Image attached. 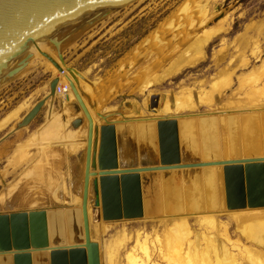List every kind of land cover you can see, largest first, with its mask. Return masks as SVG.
Listing matches in <instances>:
<instances>
[{"label": "rangeland", "instance_id": "rangeland-1", "mask_svg": "<svg viewBox=\"0 0 264 264\" xmlns=\"http://www.w3.org/2000/svg\"><path fill=\"white\" fill-rule=\"evenodd\" d=\"M57 41L58 45L51 44L54 53L51 55L65 66L71 77L77 78L75 81L79 82L80 91L96 118L95 128H118L121 147L124 145L129 155L125 162L134 160L141 164L140 149L146 146L149 155H153L150 160L163 167L160 148L162 152L169 146L166 154L177 163V134L174 132L170 145H164L161 140L159 146L158 134L154 140L146 139L145 130L137 126L139 121L154 122L158 130L159 121L178 126V121L191 117L214 115L225 119L264 112L232 111L248 101L264 102V0H131L114 6ZM187 56L197 58V65L184 66L182 62ZM41 57L39 62L31 63L0 85V216L55 209L75 211L82 205L89 123L82 110L77 114L78 102L73 92L74 101L67 106L62 95L64 87L58 89L54 100L50 99L51 82L60 73L47 58ZM212 90L217 91L213 94ZM209 92L211 101L214 100L210 106L201 105L191 112L177 110L178 99L184 102L192 98L185 102L196 104L198 95L206 96ZM166 99L169 112L176 116H162ZM43 100L47 103L40 114L27 128L18 130L24 117ZM52 114L53 118L58 117L62 127L59 139L50 134L51 137L46 130ZM78 119L84 123L76 130L73 123ZM75 132L80 140L63 137ZM109 134L112 141L109 149L113 153L117 151V143L112 138L115 134ZM263 147L248 156L237 154L216 161L261 159ZM195 158L190 164L203 163L200 156ZM240 169L244 171L243 165L226 168L229 174L222 195L224 200L229 194L232 197L230 210L248 208L250 185L245 183L244 173L238 172ZM246 169L250 174L260 175L264 172V162L247 164ZM170 172L147 174L151 179L142 181L143 193L141 188L131 186L132 180L127 179L131 177L101 178L102 182L100 179L103 219L100 223L94 216L91 233L101 248V264H131L129 255L138 264H171L167 258L173 259L175 249L181 248L179 244H183L185 252L197 248V254L193 251L191 256L200 257L202 263L201 255L216 262L213 239L231 250L237 264H251L247 251L260 248L245 237L249 217H243L244 223L239 225L228 214L216 217L214 212H206L221 224L218 229L217 224L211 226L206 222L209 219L205 213L180 215L177 210L170 213L158 210L153 213V219H145L142 201L153 200L148 187L153 185L152 181L161 179L158 177H170ZM262 184L264 179L260 182L257 179L253 186L259 188V208H264V186L259 187ZM89 197L94 207L93 184ZM225 207L229 212L226 204ZM174 216L181 217L170 218ZM260 219L264 221V212ZM81 222L79 218L74 222L75 238L80 236ZM143 247L148 249L150 257ZM199 249L206 251L200 254ZM260 257L264 259V252Z\"/></svg>", "mask_w": 264, "mask_h": 264}, {"label": "bare ground", "instance_id": "bare-ground-1", "mask_svg": "<svg viewBox=\"0 0 264 264\" xmlns=\"http://www.w3.org/2000/svg\"><path fill=\"white\" fill-rule=\"evenodd\" d=\"M52 43H54V42H52ZM52 43H49V44L45 45L44 47H42L41 49L37 50L36 52L32 53L31 55L33 57L28 62L27 67L31 63H34L35 61L39 62L42 58L41 56H43L45 58H47L46 55L50 56L54 60V62L62 70V72H61L54 65L55 68L60 73V75L57 78H55L54 80H56V79L59 80L58 89L62 88V87L65 88V89L63 88V94L62 95H63V98L65 100L66 106L70 105L74 101L75 93L73 91L72 85L75 86V88L77 89L86 109L88 110V112H89V114L93 120L94 129H95L94 141L97 140L96 130H98V132H99V137H98L99 145H98V151H97L96 159H97V164H98V162L100 164V161H99L100 149H101L100 132L106 128H102V130H100V128H95V124H97L96 118L93 115V113L91 112V109H90L87 101L85 100V98L83 97V95L80 91L81 89L78 86L79 82L77 84V81H75L76 77L75 78L71 77V75L66 72L67 70L65 69V66L60 65L61 63L56 60V57H54V55H51L53 53V50L50 48ZM206 43H207V41H206ZM54 47H55V45H54ZM54 47H53V49H55ZM185 58H186L185 61L182 62V64L184 66H195L198 63L197 58L194 59V57L191 58L189 56H187ZM31 65H33V64H31ZM181 68H179V69H181ZM1 76L2 77L0 80V85L3 84V82H5L8 78V75H5V74H3ZM68 86H70L71 90ZM213 91L216 92L217 90H212L211 92L213 93ZM72 92L74 93V95H72ZM211 92H209L208 94H205L206 96H199L198 95V100H197L196 104L195 103L192 104V101H191V103H188V104L186 103L187 100H192V98L191 99L186 98V100H185L186 102L185 101L184 102L179 101V99H178L177 103H176L177 108H178L177 110H183V111L191 112V111L198 110L201 105L210 106V103H212V101H214V100L211 101L212 98L209 95ZM213 94H211V95H213ZM56 96H57V94H56ZM55 97H50V99L54 100ZM175 98L177 99V97H175ZM188 98H190V97H188ZM219 98H216V101ZM247 99H249V98H247ZM77 102H78V99H77ZM168 106L169 105H168V100H167L166 104L164 106L165 107L164 110L162 109L163 115L160 112H159V114L162 115L164 118H171L173 116H176V115H173L174 114L173 112H169ZM233 109L234 110H232V111H240L242 109L249 110L250 112L263 111L264 110V102L248 101V102L242 103L240 106L238 105L237 108H233ZM154 112H156V111H154ZM159 114H158V116H159ZM145 115H148V113H146V111H145ZM53 116H54V114L51 115V117H50L51 119L49 121L50 123H49V126L47 127L48 129H46V130L50 131L49 135L51 134L55 137L57 136V139H59L58 136L62 132V130H61L62 127H61V124L59 122V119H57L58 117L53 118ZM154 117H155V115H154ZM148 118H151V117H148ZM191 118L178 121L179 122L178 126L176 123L170 122L167 124V123H161V121H159V123H158L159 131L156 130L155 123L150 122V121H144V122L139 121L137 126L141 127V129L145 130V136H146V139H148V140L149 139L151 140V138L154 140V138L158 134L159 140H160V138H162L164 145H170L171 144V137L173 136V134L175 132L178 136V138H177V136L175 135V141L177 139L179 140L178 147L176 150V153H177L178 158L180 160L179 165H183V163L190 164L191 162H193L196 159L195 156H200L203 163L215 164L217 162H222V161H216L217 159H220V160L226 159L227 160L228 158H232L233 156H235L237 154L241 155V156H248V154H251L252 152H255V151L257 152V150L258 151L261 150V147L264 146V112H262V113H246V115H238L235 118H233V117L227 118L226 117L225 119H223L221 117L214 116V115L204 116V117H200V118H198V117H191ZM81 126H83V125H81ZM42 133H44V132H42ZM42 133H41V135H43ZM45 135H47V134L45 133ZM49 135H48V137H49ZM117 135H118L119 163H120V165H122L125 163V160H126L125 158L127 157L128 153H127V148L123 147L124 145H122V147H121V143H120V139H119V136H121V133L118 130H117ZM39 136H40V134H39ZM53 136H51V137H53ZM63 137L65 139H68V140L71 139L73 141L74 140L75 141L80 140V137H79L77 132L68 133L67 135H64ZM87 137H88V133H87ZM44 139H42V140H44ZM48 141H50V140H48ZM87 141H88V138H87ZM28 142H29V140H28ZM122 143H123V141H122ZM160 144L161 143H159V145ZM74 146L72 145L71 148L73 149ZM75 148H78V147L76 146ZM87 148H88V142H87V146H86V153H87ZM168 150H170L169 146H167L165 149L163 148L164 153ZM140 151H141L140 152L141 157H143L142 154L145 153L144 154L145 159L148 158L149 156L150 157L148 159H151V157H153V155H149L150 151L146 146H145V149H143V150L140 149ZM160 154H161V151H160ZM94 155H95V144L93 143L92 158L94 157ZM127 159H129V155H128ZM139 160H141V158ZM128 162L129 161L127 160V163ZM174 165H177V163L176 164L174 163ZM246 165L247 164L243 165V167H244L243 172H242V169H240V171H238V172H240V174H242V175L244 173L245 183L247 182V185H250V188L248 187L249 191H250V197L248 198L249 201L247 202V206H248L247 209L230 210L229 208H231L230 204H232V197H230L229 196L230 194L228 193L229 195L225 198L226 200H224V198H223L222 193L224 192V185L226 184L225 178H226V175L229 174V172L226 171V168L229 167L228 165L227 166H225V165H210L208 167L194 168V169L177 168V169L171 170L170 173L172 175L170 174L171 175L170 177H158L161 179L159 181L157 180L155 183L152 181L153 185L148 187L149 192L152 193L153 200L150 201L149 199H145V203H144L145 219H151V218L153 219V213L155 211L157 212L158 210H164V212H168V213H170L171 211L177 210L180 213V215H184V214L192 215V214L205 213L204 214L205 218L209 219L208 221L205 219L206 222H208L209 225H211V226L212 225L214 226L217 224V229H218L219 224H220V223L218 224V220H216L211 215L208 216V213H206V212H210V213L214 212L216 217H220L222 214H228V216L232 217L234 219V222H236L239 225L241 224V222L244 221L243 217H249L248 229H247V231H246V228H244L245 230H243V231H246V233L244 232V234H246L245 237L249 241V243H252L254 246L259 247L260 249H259V251L258 250H254V251L248 250L247 251V255L249 258L248 262H250L251 264H264V259L262 257H260L262 252H264V221H261V219H260V214H262V212H264V208L257 207V203H258V199H259L258 195H260V192H259V188L256 189L255 187H253L256 185L257 179L259 182L264 179V172L260 173V175H256L254 173L250 174V172L247 171V169H246ZM85 168H86V161H85ZM120 169L125 170L124 168H120ZM55 171H57V170H55ZM91 172L94 173L93 169H91ZM158 172L159 173H165V172L167 173L169 171H158ZM158 172L156 171V172H151V173H158ZM192 172H194V174ZM97 173L99 174L100 171ZM147 174H150V173H142L141 176L142 177L145 176V179L148 182L151 179V177L147 178L146 177ZM151 175H153V174H151ZM121 176L122 175H118L117 177H121ZM164 176H167V175H164ZM94 178L99 179V181L101 179L100 175H98L97 177H94ZM95 179H93L92 176L90 178L89 196L91 195V185L93 184ZM224 181H225V183H224ZM41 182L43 183V181H41ZM261 186H264V185L263 184L259 185L260 188H261ZM93 187H94V185H93ZM57 190H58V188H57ZM83 190H84V188H83ZM50 192L52 193L53 190H51ZM151 193H149V194H151ZM53 195H57V192L56 191L53 192ZM82 198H83V196H82ZM80 202L82 203L83 200L81 201V199H80ZM90 202H91V197H89V203H88L89 222H90V230H91V222H93V224H94L95 218H94V215L91 211L93 209V207L90 204ZM225 204L228 207L227 211H229V212H226ZM81 209H82V205H81V208L76 207L75 211L73 209L72 211L74 213H68L67 211L64 213L66 221H67V229L65 232H66V238H67L69 246H75V245H73V241H72V238H73V232H72L73 227L72 226H73V222L77 221L78 218L80 220V214L77 211H79ZM101 212H102V217H103L102 209H101ZM244 212H247V214L244 215ZM180 217L181 216H174V217H170V218L176 219V218H180ZM74 219H76V220H74ZM101 222H102V220L100 221V223ZM176 229H177V227H176ZM224 234L225 233H223V235ZM227 237H228V235H227ZM91 239L93 242H95L93 240L92 233H91ZM227 239L229 242V238H227ZM179 240H180V237H179ZM181 240H183V238ZM212 242H213V246H215L214 247L215 252L217 251L216 255H215L216 256L215 258H217L216 262H213V260L211 258H209V256L201 255L202 261L204 262V263H202L200 257H198V256L196 257V255H194L195 257L191 256L193 251H194V253H196L198 251L197 248L195 250L190 248L189 251L190 250L192 251L190 253H189V251L185 252V250H183V244H179V246L181 247L179 250L175 249V254H173L174 256H172L173 259L167 258V260H170V262L172 261L171 264H237V257L231 253V250L227 246H225L223 244V242L218 241L217 239H213ZM197 243H199V242H197ZM209 243L211 244V240ZM217 243H218V246H217ZM50 248H55V247L51 246ZM194 248H195V246H194ZM143 249L145 250V253L148 255V257H150L148 249L146 247H143ZM172 250L174 251V249H171V251ZM208 250H210V248ZM208 250H207V252H208ZM205 251L200 252V249H199L200 254L201 253L204 254ZM100 258H101V248H100ZM186 259H187V262H185ZM203 259H205V260H203ZM261 259L263 260L262 263L260 262ZM128 260L130 261L131 264H138L132 255H129ZM181 260H183L182 263H180Z\"/></svg>", "mask_w": 264, "mask_h": 264}, {"label": "water", "instance_id": "water-1", "mask_svg": "<svg viewBox=\"0 0 264 264\" xmlns=\"http://www.w3.org/2000/svg\"><path fill=\"white\" fill-rule=\"evenodd\" d=\"M131 0H0V80L1 75L14 77L21 73L32 59V53L45 45L54 42L58 45V39L67 36L93 18L113 8L114 6ZM61 72V68L54 60L47 56ZM62 57V56H61ZM59 80L51 83V97H55L58 91ZM78 104L75 109L82 110L88 120V148L86 153V168L84 178L82 209L79 210L82 230L79 238L73 236L75 246H69L66 238L67 221L65 212L74 213L72 210L55 209L49 211H37L31 213L0 216V264H101L100 245L91 239L89 222V189L90 178L100 175L102 179L117 178L122 175L131 181V186L141 188L143 193L142 173L158 171H171L177 168L194 169L208 167L210 165H244L264 162L261 159H247L236 161H222L215 164L192 163L173 165L170 158L163 150L160 154V164L157 167L153 160L141 157V164L132 160L120 165L117 128H109L102 131L101 149L97 164V151L99 145V132L96 130L97 140L94 141L93 120L86 109L77 89L72 85ZM46 105V100L38 103L31 112L18 125V130L28 127L40 114ZM83 120L78 119L73 123V128L78 129L83 125ZM159 131V128H158ZM110 132L115 134L117 151L113 153L111 147ZM159 136V135H158ZM162 138H160V141ZM93 143L95 155L92 158ZM160 146V145H159ZM161 151V149H160ZM113 156V159H112ZM124 168L125 170H121ZM93 169V172H91ZM100 173L98 174L97 172ZM101 179V182L104 181ZM99 179L93 182L96 201L92 213L96 220H102L100 184ZM107 188V185H105ZM143 202V213L145 206ZM73 225L74 222H73ZM73 231H74V226ZM72 231V232H73ZM51 246L55 248H50Z\"/></svg>", "mask_w": 264, "mask_h": 264}]
</instances>
